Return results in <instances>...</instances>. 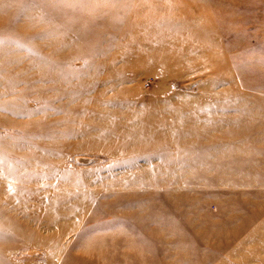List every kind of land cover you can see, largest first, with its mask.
Returning a JSON list of instances; mask_svg holds the SVG:
<instances>
[{
	"label": "rangeland",
	"instance_id": "374dc122",
	"mask_svg": "<svg viewBox=\"0 0 264 264\" xmlns=\"http://www.w3.org/2000/svg\"><path fill=\"white\" fill-rule=\"evenodd\" d=\"M0 3V264H264V0H90L117 23L93 26L103 54L63 43L40 2ZM151 32L183 52L134 62L158 54ZM120 68L124 82L84 85ZM102 119L162 122L180 143L118 152Z\"/></svg>",
	"mask_w": 264,
	"mask_h": 264
},
{
	"label": "bare ground",
	"instance_id": "6f19581e",
	"mask_svg": "<svg viewBox=\"0 0 264 264\" xmlns=\"http://www.w3.org/2000/svg\"><path fill=\"white\" fill-rule=\"evenodd\" d=\"M3 1L4 0H0V2H3ZM11 1H14L17 6H20L21 5L20 0H11ZM34 1L40 2V4L38 5L39 8H37V10L35 11V13L38 14L40 17L41 16L42 17L44 16V17H48L50 19H56V20H57V18H60L62 20L60 22V24H59V27L62 28V31L65 32L64 33L63 43H70V42L75 43V41H73V40H77V37H81V39H83L85 41L84 43L89 44L91 46H92V44L95 45V46H97L96 47L97 53H99V54L102 53L103 54L102 51H103V48H105V45L99 44L97 42V38L100 39V36L102 35V32H97L96 30L93 29V26L96 25L97 23H101L102 25L104 24L106 28H109L110 27L109 29H111L113 27H116V24L117 23L115 21H109L107 19V17L102 18V16L99 18V21L98 22H95L96 20H94L92 18V10L93 9H92V6H91L92 5V2H91V5H90V0H86L85 2H82V3H77V0H64V1H62V0H34ZM73 2H75V3H73ZM66 4H76L78 6H76V7H70L69 8ZM1 5L2 4L0 3V7L5 6L4 4L2 6ZM77 31L79 32V35L76 36V34H74V32H77ZM141 34L144 36L143 33H141ZM136 36L141 37L140 34H139V32L137 34H135V37ZM146 37H145V39H150L152 43H156V44H159L160 45L159 52H158V54L157 53H155V54H150V53L149 54H144V57L143 58H140L138 60H133L132 59L134 62H137V61L141 62L143 59H146L147 63L150 62V61H152V62H154V61L161 62L162 61V58H164L163 56H165V55H172L173 56L175 54H181L183 52V50H184L183 47H181V48H179L177 50H174L175 48L173 49V47L171 45L170 46H167V43H168L167 42V35L165 33L161 34V33L151 32V34L150 35H147ZM141 42H144V41H141ZM141 42H135L133 40V38H132V40H127L125 42V44H124V47L126 46L125 52L124 51L122 53L120 51L117 52L116 54L113 55L112 58L109 59V62L110 63H115L117 61V59L122 58L121 56L124 55L125 53H128V55L133 54L134 53V50H136L138 47H141V44H140ZM89 48L91 49V47H89ZM170 49H173V50L169 52ZM77 50L74 51V52H79L80 53V51L79 50L77 51ZM81 52H83V51H81ZM79 53L67 54L66 56H70L69 58H73V57H76V55H78ZM59 65H61V64H59ZM102 72H103V70H102ZM250 78L254 79L253 77H250ZM250 78H249V80H250ZM246 79H248V78H246ZM99 80H100V83L99 84H101V83L106 84V83L110 82L111 80H113L115 82H118V83H121V82H124L126 80V76L123 73V68L122 69L120 68L119 71H114V72L106 73L102 78L92 77L91 79H88L87 80L88 83H85L84 85L94 86V85H96V83ZM251 81H253V80H251ZM80 84H82V83H80ZM110 87H112V84L110 85ZM104 90L105 89H103L100 92V94L103 93ZM116 91H120V92H117L113 96L109 97L108 100H107V102H106L107 103L106 106H108V105L111 106L112 104L115 105V102H117V101L120 100L119 99V94L122 93V91L120 89L119 90H116ZM127 104H128V101L119 102V105H121V106L127 105ZM5 105L8 106L9 105V102L8 103H5ZM86 106H87V104H86ZM206 106H208V105H206ZM96 108L97 107H95L93 109L92 106L90 107L91 110H95ZM105 108H106L107 114H110V113H113L114 112L113 109L110 108V107H108V108L105 107ZM180 108H181V106H175V107H173V109H180ZM208 108L210 109L211 106H209ZM194 115H195V113H194ZM188 117H186V118H188ZM125 122L127 123V119L125 120ZM137 122H141V123H139L138 125H136ZM160 124H162V122H159V123H157V122H142V121L138 120V121L135 122V125H133V127L131 126V124H129L128 126L126 125V128H128V130H126L125 132H123V131H121V129L123 128V125H124L123 120L109 119V121H108V119H102L101 120V124H100L101 127H102V132L99 133L100 136H97V137L98 138L107 139L106 137L114 136V135L111 134L112 132H114V133L117 134V136H116V142L112 143V147L114 148L115 151H118L119 152V151L128 150L127 148H129V147H130V149H134L133 143H136L137 144V147L143 148L145 150H150V153H151L152 156L159 155V156H162V157H168V155L165 153V150H163V148H165L166 145H174V146H177L180 143V139L172 138L173 136H170V135L168 136L167 134L162 135L161 133H158L157 132V127ZM98 125H99V123H98ZM194 127L192 128L193 131H194ZM253 128H254L253 126H246V125H244L241 128L236 127V128L226 129V132H227L226 134L227 135L237 134V135H241V136L249 135L250 130H252ZM175 130H176V134L182 133V132H187V131H185L184 128L183 129H180L179 127H176ZM198 131L201 132V130H198ZM202 134H203L202 135L203 137H205V138L208 137V138L214 140V138L211 137V136H204V134H205L204 132H202ZM88 135H90L91 137L94 136V134L92 132H90V130L89 131L87 130V136ZM133 135H135V138H136L134 140L132 139V136ZM222 137H224V136H221L220 139ZM200 140H202V139H200ZM195 143H198V142L196 141ZM194 148H196V147H194ZM208 153L209 152H204V154L202 156L205 157ZM23 157H24V159L23 158H20V157L19 158L23 162H25V165H26L27 163H26L25 160L27 159V156L26 155H23ZM45 159H46V157H45ZM236 165L239 166V164H236ZM17 166H18V164L16 165V167ZM177 193H179V192H177ZM187 203H184V204H187ZM90 206H92V205H90ZM183 206H185V205H183ZM57 217H58V213L54 214L52 216V219L56 220ZM62 219H63V217H62ZM183 228H184V226H183ZM178 235H180V234H178ZM179 239H181V238H179Z\"/></svg>",
	"mask_w": 264,
	"mask_h": 264
}]
</instances>
